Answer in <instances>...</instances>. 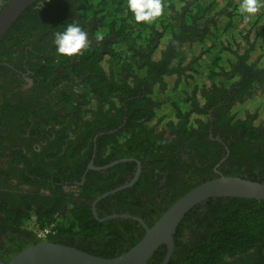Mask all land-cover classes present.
Returning <instances> with one entry per match:
<instances>
[{
    "label": "trees",
    "instance_id": "1",
    "mask_svg": "<svg viewBox=\"0 0 264 264\" xmlns=\"http://www.w3.org/2000/svg\"><path fill=\"white\" fill-rule=\"evenodd\" d=\"M41 2L43 0H37L18 16L10 30L1 38L0 45L4 48L1 49L0 46V51L12 53V44L20 45L32 35L31 31L52 35L71 22L78 23L82 28H90L88 32L94 39L97 34L102 33L107 44L105 48L100 44L88 48L83 54L74 56L73 60L72 57L58 55L55 45H52L49 55L37 57L38 62L32 70L44 79L43 86L48 89L49 79L57 65V68L63 69L67 74L69 81L72 75L76 76L77 81H83L77 88L82 94L79 92L73 96V92L63 89L56 104L48 103L38 111L35 110L34 122L29 120L30 113L25 112L32 99L19 100L20 107L13 105L19 111L12 115H20L22 121L33 131L37 128L43 131L40 126L44 122L55 123L61 127L54 131L58 139L49 142L53 147V144L61 145L56 147L57 153H71L70 161H67V156H50L53 166L65 169L59 171V177L62 173H67L68 168L71 169L94 130L112 127L113 114L125 117L126 127L129 129L122 132L121 136L117 133L97 139L96 153L104 148L108 149V157L97 160V163L131 155L138 158L147 165H144L145 170L134 183V187L141 190L139 186L145 183L144 179H148V184L154 186L155 177L150 176L148 170L150 165L159 166L158 171L167 175L171 184H178L179 194L176 197L188 184L171 175L168 166L161 168L162 165L157 159V148L146 150L153 143L150 133L145 130L157 135L159 131L160 134L173 133V137L171 135L169 140L165 139L167 144L163 145L169 154H173L182 142L181 138L175 139L177 128L184 132L198 133L202 129L216 126L217 119L222 114L232 125L246 124V132L240 138H251L254 132L260 133L264 138L260 125L255 123V110H248L244 118H235L231 113L235 103L264 91V7L245 22L239 12L240 0H224L223 5L218 0H164L163 15L148 24L135 22L132 13L127 9V0H45L37 11L35 6ZM261 2L264 3V0ZM69 10L72 11L70 15L75 14L77 18L68 16ZM221 17H224L223 21L220 20ZM82 21L87 22L86 27ZM163 37L166 40L162 48H159L158 43ZM156 50L159 53L154 55ZM113 92L116 93L113 104L106 105V98ZM57 105L63 106L61 112L64 116L58 112L52 114V107ZM88 106L90 114L86 109ZM6 107L10 108L7 105ZM73 110L77 112L76 120L87 117L89 124L95 122L90 125L92 127L81 145L79 138L69 142L64 140L66 135L63 127L68 126L65 119L70 121L73 118ZM192 114L205 116V119L198 116L193 118ZM153 120L157 124H150ZM147 137L149 139L145 140ZM120 140H125V143H119ZM261 150L254 155L243 151L236 157L238 160L234 161L232 157L235 146H232L228 156L230 166L226 160L229 169L227 175L264 181V150ZM208 154L206 152V156ZM201 156L205 157L203 154ZM48 158L42 155L38 160L34 159V165H28L34 169V173L40 175ZM131 165V162H120L109 169L119 167L127 171ZM52 170L50 167L45 176L49 173L53 176ZM77 172L78 170L75 175ZM210 174L212 173L207 176ZM113 180L101 179L95 183L85 181L82 189L92 195L112 186ZM123 191L124 189L116 194ZM38 206V219H45L44 225L52 224L50 221L54 219L51 216L54 209L44 211L40 204ZM13 208L15 205L7 208L5 202L0 203V210L5 213V221L14 222ZM199 208H204L206 213H196ZM67 209L69 211L64 212L69 213L70 217L58 221L54 234L48 238L49 241L93 254L99 253L101 256L120 253H114L107 248L98 249L96 253L77 243L55 238L71 232L93 237L103 227L82 204L72 202ZM27 216L20 220V224ZM109 225L115 226L113 221H109ZM184 228L196 233L201 230V237L196 239L192 236L184 243L179 239ZM32 234L31 244L38 240ZM173 239L175 251L168 264H264V200L241 197L209 198L185 214ZM84 244L88 245L87 242ZM163 251L164 247L161 245L155 251L153 259L161 258ZM150 264L154 262L151 261Z\"/></svg>",
    "mask_w": 264,
    "mask_h": 264
},
{
    "label": "flooded vegetation",
    "instance_id": "2",
    "mask_svg": "<svg viewBox=\"0 0 264 264\" xmlns=\"http://www.w3.org/2000/svg\"><path fill=\"white\" fill-rule=\"evenodd\" d=\"M7 1L8 0H0V8L2 5L4 6ZM39 4L36 5L35 8H38ZM71 12V10L68 11V16ZM70 16L71 18H77L75 14ZM82 24H84L85 27L87 26L86 21H82ZM10 27L6 32L10 30ZM64 29L65 28H61L57 32L63 31ZM83 30L88 33L89 39L92 41L89 48L95 47L98 44H100L102 48L107 46L105 40L97 43L94 37L90 36L88 32L90 28H83ZM30 33L32 35L20 45L15 43L12 44V53L0 51V203L2 204L5 202L7 208L15 205V208H13L14 222L5 221V213L3 214L4 210H0L1 260H9L17 251L19 252L23 248L31 245L30 242L33 238L30 234L32 233L22 227L23 223L20 224L21 219L32 214L37 220L39 227L45 226L46 220L38 219V216H40L38 213V211H40L39 204L44 211L54 209V213L51 214L54 219L50 221V223H52V229L49 236L39 239L34 235L38 239L37 242L40 240L49 241L48 238L50 235L54 234L55 226L58 225V221L62 218L66 220L70 217L69 213H65L64 210L69 211L67 206L72 202H77L87 207L93 218L103 227H101L93 237H85L76 232H71L66 234L63 233L61 235L62 237L55 236V238L69 243H77L93 252H96L98 249L103 250L107 248L114 253H122L123 250L125 251L130 248L142 237L145 231L144 225L150 226L160 217L165 209L197 184L205 181L204 179L207 180L220 175L230 176L227 175L229 172L228 163L230 166V159H228V156L230 155L232 146H235V154L232 157L234 161L238 160L236 157L243 151L249 155H254L256 152L262 151L261 148L264 150V138L260 133L254 132V134H251V138L248 136H246V138H240V135L246 132V124L232 125L223 114L220 119H217L216 126L202 129V131L198 133L184 132L181 128H177L174 133L175 139L181 138L182 142L179 145L180 147L174 151L173 154H169L167 148L163 146L167 144L165 139L169 140L173 133L170 135L167 133L160 134L159 131V135H157L145 130L148 134L150 133V139L153 143V146L148 147L146 150L157 148V159H159L162 165L161 168L168 166L167 169L171 175L176 176L178 179L180 178L181 182L187 183L188 186L176 197V195L179 194L178 184H171L168 176L158 171L159 166L150 165L148 173H150V176L152 175L155 177L153 180L154 186H150L148 184V179H144L145 183L139 186L142 188L141 190L138 187H134V183L140 177L141 172L145 170L144 165L146 164L142 163L138 158L131 155L117 157L116 159L104 161L100 164L97 163V160H105L108 157L107 148L99 150L96 153L97 139L102 136H110L117 133L121 136L122 132L129 129L126 127L125 117L113 114L111 121L112 127L94 130L91 138L86 141L87 146L82 149L81 154L73 163L71 169L68 168L67 173H62V176L59 177V171L65 169H59L53 166V161L50 156L54 154L63 155L67 156V161H70L71 153L68 151L57 153L58 150L56 151V147H60L61 145L53 144V147L50 146L49 142L58 139L54 131H57L61 127L55 123L47 124L44 122L43 125L40 126L43 131H39L38 128L33 131V129L26 125V122L24 123L22 121L20 115H12L19 111V109L13 107V105L15 104L17 107H20L18 103L19 100L27 101L28 99H32L29 102L30 106H27L25 112L30 113L29 120L34 122V112L38 111L42 106H46L48 103L56 104L58 95L63 89L68 90L69 93L73 92V96L77 95V93L79 94V92L81 93L77 88L81 86L83 81L81 82V79L77 81L75 75H72L71 81H69L63 69L57 68V65H55V69H53L54 72L51 79H49L50 87L48 89L45 88L43 86L45 83L44 79L37 76L32 68H35L38 62V56L49 55L51 52L50 47L54 45L53 39L56 32L52 35L34 31ZM4 35H2V37ZM44 35H47V37L44 38ZM5 41L6 39L3 40V42ZM8 47L9 45L7 43L6 48ZM3 48L4 46L2 45L1 49ZM52 55H54L53 52ZM73 59L74 56L71 60ZM54 78L57 80H53ZM115 97V92L108 95L106 98L108 101L105 104H113V99ZM75 102L74 99V103ZM121 102L124 104L123 101ZM6 105L10 108L6 107ZM62 107V105L52 107V114L58 112L61 116H64L61 112ZM86 109L88 114H90V107L88 106ZM76 118L77 112L73 110V118L70 121L67 118L65 119L68 126L63 127L65 130L64 134L66 135L64 140L65 142H69L79 138L81 141L79 145H81L83 144L82 142H85L87 134L92 127L90 125L95 124V122L89 124L87 117H82L78 120H76ZM104 118L107 119L105 116ZM211 118L212 114L210 115V119ZM76 121L78 123H75ZM148 139L149 137L145 140ZM118 142L123 144L125 140L122 142L120 140ZM160 147L164 148L160 149ZM88 148L92 151L90 152ZM206 152L209 153L207 156ZM218 153L219 156L217 155ZM202 154L205 157H202ZM42 155H46V157L48 156L49 158L46 159L47 165L42 167V171L39 175L34 173V169H31L28 164L34 165V159L38 160ZM210 155H212V157H210ZM121 158H129V160L122 161L120 160ZM120 162H131L133 165H131L127 171L119 167L109 169ZM262 164L264 165V155ZM50 167L53 169V176L50 175V173L45 176ZM137 169V178L132 184L116 190L111 194L109 193L100 199L97 198L100 194L127 184L134 177ZM76 170H78V172L75 175ZM209 173L212 174L208 177L207 175ZM108 178L114 179L113 185L100 190V192L90 195L82 189L85 181H93V183H95L101 179ZM123 189V192L116 194V192ZM205 201L203 203H205ZM119 207L122 208L119 209ZM196 213L203 215L206 211L204 208H199L196 210ZM134 217L141 219V222ZM109 221H113L115 226L111 227ZM200 231L196 233L184 228L179 239L184 243L192 236L199 239L201 237ZM201 233L203 234V232ZM135 240L137 241L132 244ZM86 242L88 245L84 244ZM129 245L131 246L128 247ZM163 247L164 251L161 258L158 257L153 259V254L147 260L146 264H150L151 261H153L154 264H161L166 251L164 245ZM174 251L175 244L167 264Z\"/></svg>",
    "mask_w": 264,
    "mask_h": 264
},
{
    "label": "water",
    "instance_id": "3",
    "mask_svg": "<svg viewBox=\"0 0 264 264\" xmlns=\"http://www.w3.org/2000/svg\"><path fill=\"white\" fill-rule=\"evenodd\" d=\"M37 0H8L0 9V38L18 16ZM120 160H129L121 158ZM138 174L127 183L97 196L98 199L132 184ZM241 197L264 200V181L251 180L239 176L213 177L200 182L173 204H171L150 226L144 225L142 237L122 253L103 257L91 254L76 247L40 240L31 244L9 260L0 264H146L160 245L165 246L161 264H167L174 248L173 235L186 213L209 198ZM139 222L141 219L134 217Z\"/></svg>",
    "mask_w": 264,
    "mask_h": 264
},
{
    "label": "clouds",
    "instance_id": "4",
    "mask_svg": "<svg viewBox=\"0 0 264 264\" xmlns=\"http://www.w3.org/2000/svg\"><path fill=\"white\" fill-rule=\"evenodd\" d=\"M44 2L45 0H43V2L39 4L38 8L36 9L37 11L39 10L40 7L43 6ZM262 7H264V3H262L261 0H240L239 12L243 15L245 22H247L256 13H258ZM127 9L132 13L135 22L150 24L163 15L164 0H127ZM104 38H105L104 35L100 33L95 36V41L99 43L102 42ZM165 40L166 37H163L159 41L158 46L161 44V48H162L163 42ZM53 44L55 45V50L58 55L73 57L83 54V51L91 46L92 41L89 39L88 33L85 30H83V28L78 23L71 22V23H67L63 31L55 33ZM241 102L235 103L233 107ZM232 109H231V113L235 118H244L248 111V110L245 111L244 115L239 117L233 114ZM255 114H256V110H255ZM202 119H205V116H203ZM256 121L255 123L257 124ZM153 123L157 124L155 120L150 122V124ZM262 131L264 133L263 129ZM31 215L32 214H30L22 224V227L29 231L31 230L27 226H25V222ZM48 226L52 229V224L45 225L44 227H48ZM31 232L39 239L44 238V237H38L33 231ZM50 233L51 231L48 234Z\"/></svg>",
    "mask_w": 264,
    "mask_h": 264
},
{
    "label": "rangeland",
    "instance_id": "5",
    "mask_svg": "<svg viewBox=\"0 0 264 264\" xmlns=\"http://www.w3.org/2000/svg\"><path fill=\"white\" fill-rule=\"evenodd\" d=\"M224 0H218V3L223 2ZM220 7V4H218ZM223 5V4H222ZM221 21L224 20V17H221ZM159 53L158 50L155 51L154 55H157ZM256 96L252 97L251 99L247 100L243 104H240L236 106L234 109H232V112L236 116L244 115V112L247 110H254L257 109L256 115H257V124L262 125L264 123V92H260L255 94Z\"/></svg>",
    "mask_w": 264,
    "mask_h": 264
},
{
    "label": "built area",
    "instance_id": "6",
    "mask_svg": "<svg viewBox=\"0 0 264 264\" xmlns=\"http://www.w3.org/2000/svg\"><path fill=\"white\" fill-rule=\"evenodd\" d=\"M159 48H161V44L158 46ZM264 92V91H263ZM254 96H256V95H253L252 97H254ZM252 97H249V98H246V99H244V101H242L241 103H238V104H236L234 107H233V109L236 107V106H238V105H240V104H243L244 102H246L247 100H249V99H251ZM256 111H257V109H255ZM198 115H196V114H192V117L193 118H195V117H197ZM241 116H243V115H241ZM241 116H239V117H241ZM198 117H200L201 119L203 118V116L202 115H199ZM260 127L264 130V123L262 124V125H260ZM25 226H27L31 231H33L38 237H45V236H47V234L51 231V225H50V227L48 226V227H39L38 226V224H37V222H36V220H35V217L34 216H30L28 219H27V221L25 222Z\"/></svg>",
    "mask_w": 264,
    "mask_h": 264
},
{
    "label": "bare ground",
    "instance_id": "7",
    "mask_svg": "<svg viewBox=\"0 0 264 264\" xmlns=\"http://www.w3.org/2000/svg\"><path fill=\"white\" fill-rule=\"evenodd\" d=\"M239 17V16H238ZM237 21V20H236ZM119 217V216H118ZM104 222V221H103ZM95 235V234H94Z\"/></svg>",
    "mask_w": 264,
    "mask_h": 264
}]
</instances>
